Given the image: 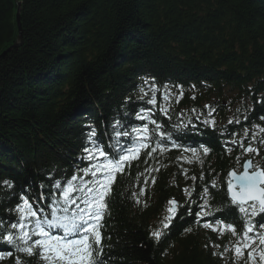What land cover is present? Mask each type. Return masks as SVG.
Here are the masks:
<instances>
[{
    "label": "trees",
    "instance_id": "trees-1",
    "mask_svg": "<svg viewBox=\"0 0 264 264\" xmlns=\"http://www.w3.org/2000/svg\"><path fill=\"white\" fill-rule=\"evenodd\" d=\"M17 12L21 44L0 60V220L8 222L5 227L17 220L21 195L43 206L49 201L40 200L42 191L50 192L56 180L66 181L77 166H86L79 157L90 125L107 146L115 121L128 112L129 122L142 124L134 116L144 107L153 110L167 132L191 120L196 128L189 126L179 143L196 148L203 143L212 151L202 156L203 164L178 160L191 157L179 148L154 154L147 165L142 155L118 176L103 222L104 261L232 264L243 223L238 209L228 207L226 181L227 173L243 160L237 164L238 147L229 144L233 150L225 151L224 141L233 137L221 132L227 128L239 141L248 128L247 146L258 131L253 125L264 126V0H0V55L15 42ZM153 78L161 89L168 84L173 93L174 85L183 86L180 102L175 103L174 96L170 102V119L160 111L167 105L159 92L154 108L138 99L141 88L149 90L145 81ZM205 105L217 109L215 129L196 118H205ZM255 146L261 151L254 159H264V146ZM146 167L159 171L147 173ZM145 176H154L155 183L149 179L145 185ZM6 180L12 188L3 183ZM213 180L218 188L211 186ZM142 186L146 192L136 205L132 193L138 195ZM205 186L212 196L209 209L219 215L222 206L227 208L223 218L236 224L237 236L225 232L218 238L217 232L204 228L210 216L195 222ZM173 198L184 205L183 219L178 216L170 234L157 243L149 233L162 226ZM49 212L45 208V214ZM189 227L192 231L186 233ZM8 250L0 245V251ZM24 259L26 264H42L38 257ZM246 260L245 253L239 264ZM0 264H14V257Z\"/></svg>",
    "mask_w": 264,
    "mask_h": 264
},
{
    "label": "snow or ice",
    "instance_id": "snow-or-ice-1",
    "mask_svg": "<svg viewBox=\"0 0 264 264\" xmlns=\"http://www.w3.org/2000/svg\"><path fill=\"white\" fill-rule=\"evenodd\" d=\"M149 85V90L141 88L142 95L140 101H146L153 108L157 105V92L160 99L167 106H162L160 111L170 116V102L175 97V103H179L184 96L183 86L174 85L176 93L168 84L163 85L162 89L156 85L154 78ZM195 86L193 85V88ZM151 93V98H147ZM147 98V99H146ZM195 99V96L192 97ZM126 103H132L130 100ZM209 111L205 118L196 116L200 123L215 129V118L213 113L217 111L214 106L205 105ZM191 112L196 114V109ZM131 114L124 113V119H118L113 124V135L109 138L107 146H102V141L98 138L94 126H89L86 133L85 147L79 160L86 166H77L76 173L72 174L66 181L56 180L51 185L50 192H41L40 200L49 202L43 206H34L27 195H21L20 203L15 207L17 220L5 225L7 221L0 220V245L7 246L11 250L0 251V261L14 257V264H26L24 257H38L42 264H106L104 261V245L102 244L104 219L109 214V202L113 195V186L117 182L119 175L125 174L133 167L134 162L141 159L142 155L147 158L144 163L148 164V159L153 158L154 154H163L173 148L182 149L183 152H190L191 157H178L191 164L198 161L203 164L202 156L206 157L212 151L211 147L201 144L199 148L185 147L179 143V137L191 126L195 124L189 120L187 123L174 125V132H167L164 127L154 118L152 109L141 107L135 113L136 121H143L142 124L131 123L128 117ZM180 117L184 112L179 113ZM264 120V116L261 117ZM239 120H229V124L239 123ZM152 125L153 127H150ZM258 129L252 133V138L245 145V138L249 136V129L245 128L243 137L237 141L234 137L236 133H230L227 128L223 129L222 135H231L233 139L225 140V151L231 152V144L241 150V154L236 156L237 164L242 166L230 170L227 174V196L228 207L235 206L241 214L243 228L241 238L234 244L232 252V264H239L240 259L247 256L245 264H264V159L255 160L254 157L260 156L259 144L264 146V126L253 125ZM248 154L249 158L244 159ZM159 171V168L152 169L146 167L145 172ZM185 174L187 169L184 170ZM82 173V174H81ZM155 183V177H144V184ZM196 181L197 177H191ZM200 179H204L203 172ZM8 188H12L11 181L3 182ZM213 188L220 185L215 180L211 182ZM45 185H41L43 189ZM191 201L192 191L184 189ZM194 191V189H193ZM145 187H140L139 194L132 193L135 204L142 203L140 197L144 196ZM50 198V199H49ZM203 204L199 205L200 210L195 213L196 223L204 217L210 216V221H205L203 227L218 233V238L225 232L237 236V226L234 222H225L223 212L227 208L223 206L219 209L220 214L216 215L209 209V201L212 196L209 187L205 186L201 192ZM167 215L163 218L162 226L150 231V238L159 243L164 237L170 234L173 222L180 215V209L184 207L175 198L168 200ZM195 203V201H191ZM147 204L145 203V207ZM45 208L50 212L45 214ZM192 214V208L188 207V215ZM186 233H191L192 228L184 229ZM219 248V244L213 245ZM228 249L225 248V252ZM213 255H218L213 252ZM224 259V253H219Z\"/></svg>",
    "mask_w": 264,
    "mask_h": 264
},
{
    "label": "water",
    "instance_id": "water-1",
    "mask_svg": "<svg viewBox=\"0 0 264 264\" xmlns=\"http://www.w3.org/2000/svg\"><path fill=\"white\" fill-rule=\"evenodd\" d=\"M16 6H17V9H18L19 8V4H17ZM15 25H16V30H17V36H16V39H15V42L10 48H8L6 51H4L0 55V60H2L10 50L17 48L21 44V40H22L21 31L22 30H21L20 18H19L18 12L16 13V16H15ZM226 193H227V187H226ZM227 198H228V196H227Z\"/></svg>",
    "mask_w": 264,
    "mask_h": 264
},
{
    "label": "bare ground",
    "instance_id": "bare-ground-1",
    "mask_svg": "<svg viewBox=\"0 0 264 264\" xmlns=\"http://www.w3.org/2000/svg\"><path fill=\"white\" fill-rule=\"evenodd\" d=\"M16 16V15H15ZM138 125V124H137ZM247 159V158H246ZM242 163H243V161H242ZM242 163H241V166H242ZM232 170V169H231ZM228 174V173H227ZM50 180H54L53 178H51ZM226 187H227V184H226Z\"/></svg>",
    "mask_w": 264,
    "mask_h": 264
}]
</instances>
